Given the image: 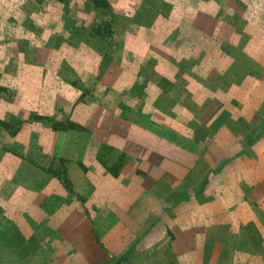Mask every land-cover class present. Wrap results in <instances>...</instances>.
Segmentation results:
<instances>
[{
  "label": "rangeland",
  "instance_id": "374dc122",
  "mask_svg": "<svg viewBox=\"0 0 264 264\" xmlns=\"http://www.w3.org/2000/svg\"><path fill=\"white\" fill-rule=\"evenodd\" d=\"M254 48L264 0H0V264H264Z\"/></svg>",
  "mask_w": 264,
  "mask_h": 264
},
{
  "label": "crops",
  "instance_id": "0c3cea01",
  "mask_svg": "<svg viewBox=\"0 0 264 264\" xmlns=\"http://www.w3.org/2000/svg\"><path fill=\"white\" fill-rule=\"evenodd\" d=\"M196 14L197 15H195V17L197 16V19H200V21H201V19L203 18V17H206L204 14H206V13H204V12H196ZM205 22H207V19H205ZM199 24V23H198ZM197 24V25H198ZM200 26H202V23H200ZM206 27H207V25H206ZM78 106V105H77ZM83 107L85 106V105H82ZM84 109V108H83ZM79 111H83V110H79ZM171 150H172V155H170V154H168V160L165 158V157H163V156H160V155H156L155 157H152V158H154L155 160H156V163H157V167H160L159 165L161 164L162 166H163V168L164 169H161V170H163V171H167V172H170L171 171V168H170V166L168 165V162L169 163H174V164H179L180 163V161H179V156H178V150L176 149V148H171ZM148 164H149V159H148ZM180 165V164H179ZM156 167V168H157ZM160 168H157V170H159ZM153 175H155V174H153ZM171 175H173V173H171ZM144 178L145 179H150V174H148V173H144ZM173 178L175 179V183H178V181H179V179H180V176H173ZM140 188H143V187H140Z\"/></svg>",
  "mask_w": 264,
  "mask_h": 264
},
{
  "label": "trees",
  "instance_id": "16d2710c",
  "mask_svg": "<svg viewBox=\"0 0 264 264\" xmlns=\"http://www.w3.org/2000/svg\"><path fill=\"white\" fill-rule=\"evenodd\" d=\"M231 21H234V20H231ZM246 38L248 39H250V37L247 35L246 36ZM263 50V49H262ZM262 50H259L258 48H254L253 49V52H254V58L252 59L254 62H258V64H256L257 65V68L258 67H260L261 66V68H263L264 66L260 63L261 62V55H260V52L262 51ZM264 57V56H263ZM251 59H248L247 61L249 62L248 64H245L243 67H244V78H247L248 77V74L246 73V71L247 72H249V71H251V66L253 65V63L254 62H252L251 61ZM259 60V61H258ZM253 68H254V70H256L255 68H256V66H252ZM259 69V68H258ZM248 79H249V77H248ZM253 79V78H252ZM253 83V82H252ZM74 85V84H73ZM264 102V101H263ZM225 103V102H224ZM263 108H259V111L258 112H260L261 114H264V104L263 105H261ZM142 174V173H141ZM143 175V178H144V173L142 174Z\"/></svg>",
  "mask_w": 264,
  "mask_h": 264
}]
</instances>
